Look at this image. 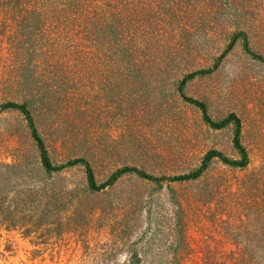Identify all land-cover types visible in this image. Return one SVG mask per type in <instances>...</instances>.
<instances>
[{"label": "rangeland", "instance_id": "rangeland-1", "mask_svg": "<svg viewBox=\"0 0 264 264\" xmlns=\"http://www.w3.org/2000/svg\"><path fill=\"white\" fill-rule=\"evenodd\" d=\"M135 3L141 16H154L151 9L165 15L149 28H129L136 54L158 53L161 63L114 67L108 56L117 47L105 44L84 67L70 70L74 86L66 83L64 59L58 61L46 35L34 43L36 54L18 60L30 43L15 41L10 9L0 7V104L23 101L16 69L24 60L53 95L42 99L43 106L30 103L51 160L86 158L97 183L123 166L156 177L186 173L212 149L237 158L232 129L208 127L177 84L210 67L233 33L245 31L251 49L264 57V0ZM184 93L205 102L215 120L229 113L240 118L247 167L213 159L196 181L126 174L93 191L80 166L45 174L23 116L0 111V264H132L137 258L140 264H172L182 242L190 250L179 248L182 263L209 257L219 264L235 247L263 243L251 232L264 231V62L244 53L239 41L217 70L189 81Z\"/></svg>", "mask_w": 264, "mask_h": 264}, {"label": "trees", "instance_id": "trees-1", "mask_svg": "<svg viewBox=\"0 0 264 264\" xmlns=\"http://www.w3.org/2000/svg\"><path fill=\"white\" fill-rule=\"evenodd\" d=\"M162 1L160 0V4ZM218 1L222 2L223 0ZM227 1L224 0V2ZM129 5L132 6L134 11L129 9ZM135 5V0H0V7L6 6L10 9V16L13 20L11 33H13L15 41L21 45L27 42L30 43V45L27 44L26 53L16 54L18 60L20 61L22 58L36 54L34 43L36 42L37 44V41L46 35V44L57 55L58 61L59 58L64 59L60 60V64L67 74V76L63 74L65 79L67 78L68 82L66 83L72 82L73 86L74 83L70 80V75H68L69 73L72 74L70 70L78 66L84 67L85 64L90 62L89 57L91 54L94 51H101L102 46L105 44H109L112 48L114 46L117 47L116 51H113L108 56L109 62L114 67H124L126 70H132L139 67L151 66L156 60L161 63L158 53H145L146 56L136 54L138 52L136 47V45L138 46V41L136 35H133L129 28H149L152 25L153 19L161 22L160 18L165 15L161 11L153 12V9H151L154 16L146 15L144 17L141 16L143 11H137L138 7L135 8ZM105 6L109 7L108 11L105 9ZM128 14L131 18L129 22L127 19ZM113 19L114 22H112ZM155 28L157 32H160L164 27L159 28L158 23L155 22ZM119 37L123 39L124 45L122 47L118 46ZM239 41L244 53L260 62H264V57L254 53L251 49L247 33L240 31L230 36L228 44L210 67L186 74L177 84V92L180 97L198 109L203 122L208 127L215 130L232 129V146L237 153V158L228 157L222 152L212 149L204 154L197 167L186 173L156 177L136 167L123 166L113 171L102 183H97L91 165L86 158L76 157L62 163H54L48 154L44 139L38 130L30 108V103L32 102L42 105V99L48 95V91L46 92L47 88L45 87L47 82L40 86L37 83L38 79L34 75L33 70L31 73L27 72L28 66H26L24 60L19 63V68H17L18 66L16 67L17 69L15 68L18 72L16 84L19 89L16 91L22 94L20 96H23V101L21 103L13 101L2 103L0 104V111L15 110L23 116L30 136L37 147L40 165L45 174L50 175L66 168L80 166L84 169L88 187L93 191H99L113 185L126 174H134L139 178L153 182L164 180L180 183L196 181L205 173L213 159H218L224 165L232 168L244 169L249 163V157L241 140L242 125L240 118L235 113H229L225 117L215 120L210 116L205 102L189 97L184 93V87L189 81L198 77H204L217 70L222 60ZM143 44L145 49L147 43L143 41ZM41 55L43 58L45 57L44 53ZM36 64L39 63L36 62ZM16 71L13 70L14 75L17 74ZM50 93L48 97L53 96ZM258 219L259 221H263L260 217ZM258 230L251 232V238L263 240L264 231ZM182 246L190 251L186 242H182L179 248ZM179 248L176 252L180 256L176 257V261L172 264H185L182 263L184 257L181 252L183 250L180 252ZM226 258L228 262L224 261L219 264H264V242L251 243V246L235 247V250L229 256H226ZM132 261V264H140L139 258ZM195 264L218 263L209 257H204L201 263L195 261Z\"/></svg>", "mask_w": 264, "mask_h": 264}]
</instances>
